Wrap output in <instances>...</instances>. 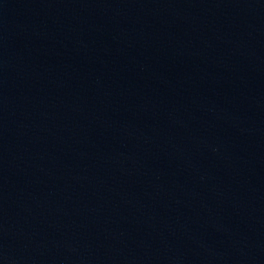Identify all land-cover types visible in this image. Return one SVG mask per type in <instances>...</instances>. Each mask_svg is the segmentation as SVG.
I'll return each instance as SVG.
<instances>
[{
    "label": "water",
    "instance_id": "95a60500",
    "mask_svg": "<svg viewBox=\"0 0 264 264\" xmlns=\"http://www.w3.org/2000/svg\"><path fill=\"white\" fill-rule=\"evenodd\" d=\"M0 264H264V0H0Z\"/></svg>",
    "mask_w": 264,
    "mask_h": 264
}]
</instances>
